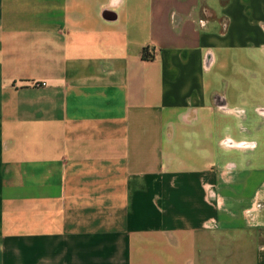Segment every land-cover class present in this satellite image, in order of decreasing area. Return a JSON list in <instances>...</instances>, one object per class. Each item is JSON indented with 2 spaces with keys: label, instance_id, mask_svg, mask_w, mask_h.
<instances>
[{
  "label": "crops",
  "instance_id": "crops-1",
  "mask_svg": "<svg viewBox=\"0 0 264 264\" xmlns=\"http://www.w3.org/2000/svg\"><path fill=\"white\" fill-rule=\"evenodd\" d=\"M0 264H264V0H0Z\"/></svg>",
  "mask_w": 264,
  "mask_h": 264
},
{
  "label": "trees",
  "instance_id": "trees-1",
  "mask_svg": "<svg viewBox=\"0 0 264 264\" xmlns=\"http://www.w3.org/2000/svg\"><path fill=\"white\" fill-rule=\"evenodd\" d=\"M143 56H144L145 59H150L151 58V56L148 55L147 50H144Z\"/></svg>",
  "mask_w": 264,
  "mask_h": 264
}]
</instances>
